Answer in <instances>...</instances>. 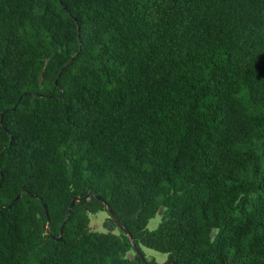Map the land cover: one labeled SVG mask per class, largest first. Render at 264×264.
<instances>
[{
  "label": "trees",
  "instance_id": "1",
  "mask_svg": "<svg viewBox=\"0 0 264 264\" xmlns=\"http://www.w3.org/2000/svg\"><path fill=\"white\" fill-rule=\"evenodd\" d=\"M95 195L147 264H264V0H0V264H142Z\"/></svg>",
  "mask_w": 264,
  "mask_h": 264
},
{
  "label": "rangeland",
  "instance_id": "2",
  "mask_svg": "<svg viewBox=\"0 0 264 264\" xmlns=\"http://www.w3.org/2000/svg\"><path fill=\"white\" fill-rule=\"evenodd\" d=\"M159 220L158 214L154 215V217L150 218L147 222V228L153 229ZM111 224L108 222V215L104 211H98L95 214L89 215V227L94 230L104 231L106 227ZM113 232H117V227H112ZM141 250L146 259L153 258L157 263H161L164 261L165 255L154 250H151L146 247H141Z\"/></svg>",
  "mask_w": 264,
  "mask_h": 264
},
{
  "label": "water",
  "instance_id": "3",
  "mask_svg": "<svg viewBox=\"0 0 264 264\" xmlns=\"http://www.w3.org/2000/svg\"><path fill=\"white\" fill-rule=\"evenodd\" d=\"M64 67V65H63ZM62 67V69H63ZM61 69V70H62ZM61 72V71H60ZM19 197V195L15 196L14 199H17ZM95 198L98 199L99 201H101L107 211V213L109 214V216L112 218V220L114 221V224L116 225V227L120 230H122L128 237V240H129V243L132 245L133 249H134V252L135 254L140 258V261L142 262V264H147L144 256L142 255V253L140 252V250L134 245L133 243V237L129 234V232H127L123 227L122 225L120 224V222L118 221V219L116 218V216L113 214V212L111 211V209L109 208V205L105 202V200L99 196V195H95ZM80 198L79 197H73L68 206H67V210H66V213L69 212L70 208L72 207V205L77 202ZM42 207L44 209V215H45V223L43 224V227H44V233H48V226H49V217H48V214H47V210H46V206L45 204H42ZM64 223V220H62V223L59 227V235L55 238L56 240H59L60 239V233H61V228H62V225ZM165 264H176V262L174 260L172 261H168L166 262Z\"/></svg>",
  "mask_w": 264,
  "mask_h": 264
}]
</instances>
